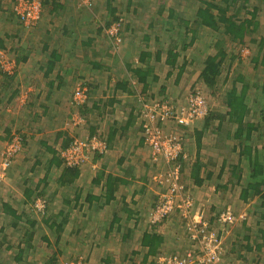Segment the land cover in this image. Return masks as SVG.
Masks as SVG:
<instances>
[{
    "label": "crops",
    "instance_id": "crops-1",
    "mask_svg": "<svg viewBox=\"0 0 264 264\" xmlns=\"http://www.w3.org/2000/svg\"><path fill=\"white\" fill-rule=\"evenodd\" d=\"M87 1L73 4V12L68 0L45 2L46 14L41 16L34 29H26L29 32L23 30L11 10H6V5L0 6V51H12V59L18 68L11 77L0 73V147L7 141L8 133L10 136V132L24 129V149L39 150L36 157L29 150L22 153L12 162L5 181L0 183V264H57L60 256H67L71 251H77L72 259L84 256L87 264H127L133 258L141 261L147 255V249L140 245L143 233L157 234L162 240L156 256L148 257L149 262L156 260L163 251L186 247L176 253V256H185L195 249L179 215L175 214L181 220L180 225L173 216L170 222L162 225L150 223V213L156 206L160 189L152 182V170L156 167L142 137L143 120L139 111L144 102L179 103L187 92L183 88L192 69L196 73L187 86L206 87L200 71L216 41L213 37L219 35L207 28L197 29L195 9L183 8V5L199 4L198 0L158 1L160 13L151 16L130 11L128 8L134 0H124L126 4L121 11L124 19L120 18L119 27L122 41L119 46H114L106 34L111 22L109 27L103 25L86 8L88 3H84ZM250 1L248 10L251 13L254 9L259 11L264 4V0H254V4ZM90 2L114 6L118 0ZM55 6H58L56 11L53 10ZM212 13L215 16L217 12L212 10ZM234 13L228 11L224 19L232 18ZM246 15V11L236 14L235 20ZM159 21L164 23L160 26ZM23 33L30 34L29 40L23 39ZM202 34L210 40L203 45ZM222 35L219 37H227ZM198 42L202 45L201 50L194 52ZM169 50L176 55L172 64L167 63ZM229 79L224 76L222 83L233 85V80L228 82ZM262 85L263 79L258 82V86ZM78 86L87 89L83 107L72 104L73 91ZM242 87L235 88L237 93ZM249 92L246 94L249 101H259L258 107L254 105V114L257 113L258 118L250 119L249 111L245 122L259 127L248 139L246 131L236 140L216 139L215 144H211L213 153L207 152L206 162L198 158L202 148L207 150L206 142L201 139L199 144V140L191 135L195 138L196 159L189 162L188 167L190 176L193 163L202 167L200 185L189 176L198 204L210 200L209 195L201 194L202 185H213V191L218 194L216 199L215 194L211 195V204H214L210 211L238 216V221L235 218L239 232L234 236L245 243H238L236 250L237 258L243 264L252 261L254 254H264V247L260 250L255 247L256 240L262 242L257 239V234L264 228L260 200V194H264V133L260 130L264 122V94H256L254 98ZM213 112L214 108L208 115ZM227 119L210 117L209 122L203 119L200 127L195 124L192 130H198L203 137L212 121H216L214 134H220L219 122L228 126ZM226 130L233 136V127ZM110 132L115 134L112 141H107L106 154L94 156L79 167L77 177L71 183L58 184L63 168L53 163V155L47 150L57 136L60 134L61 139L56 149L61 150V146L73 138H86L94 133L107 138ZM221 142L220 150H217ZM231 144H236L232 150L237 156L233 159L225 155ZM241 147H248V154L251 157L254 154L262 164V174L254 175L248 154L239 157ZM56 160L61 163L59 158ZM227 165L235 171H230L232 169ZM109 181L114 190L106 202ZM260 182L262 185L255 188ZM35 197H42L47 202L45 218L31 213ZM215 226L220 225L216 223ZM222 234L219 232L223 245ZM68 246L86 249L83 252ZM249 246L252 250L247 249ZM260 260L256 257L253 264Z\"/></svg>",
    "mask_w": 264,
    "mask_h": 264
},
{
    "label": "built area",
    "instance_id": "built-area-1",
    "mask_svg": "<svg viewBox=\"0 0 264 264\" xmlns=\"http://www.w3.org/2000/svg\"><path fill=\"white\" fill-rule=\"evenodd\" d=\"M11 3L12 10L21 26L24 29L35 27L40 19L42 0H0ZM120 23H113L106 34L109 40L120 43L118 37ZM0 72L4 75L12 76L15 73V65L0 53ZM187 106L175 111V106L167 101L144 102L141 105L139 116L143 120L142 135L145 144L151 152V160L158 163L163 160L168 168L164 173L153 177L160 179L158 185L168 186L166 194L158 195L157 206L151 214V223H160L165 217H169L175 210L181 212V217L185 220V231L191 242L197 249L188 252L185 256H170L158 258L160 264H218L222 253V240L219 233L216 234L209 228L200 213L193 209L191 200L179 201L178 197L182 193V187L177 184L180 172L179 157L183 158L182 139L174 132H163L160 125L169 119H174L178 126H189L195 120L202 119L207 114V106L203 96L197 91L187 96ZM87 101L86 87H76L72 95V104L82 107ZM17 143L18 140H15ZM19 145H11L2 154L0 161V182L4 180L6 169L10 166L14 155L19 151ZM107 152L106 142L98 135L75 139L69 148L61 151L60 157L64 165L69 167H79L91 159L92 156H102ZM178 196V197H177ZM180 202V203H179ZM178 203V204H176ZM38 207H44L42 201L38 200ZM191 209L194 211L192 212ZM199 218V219H197ZM187 219V220H186ZM219 222L224 225H232L236 218L233 214L223 213L219 217ZM83 262L80 261L82 264Z\"/></svg>",
    "mask_w": 264,
    "mask_h": 264
},
{
    "label": "rangeland",
    "instance_id": "rangeland-1",
    "mask_svg": "<svg viewBox=\"0 0 264 264\" xmlns=\"http://www.w3.org/2000/svg\"><path fill=\"white\" fill-rule=\"evenodd\" d=\"M83 1H87V0H68L67 4H69L70 11L73 12V4H78V3L80 4ZM158 1H161V0H137V1L134 0L133 3L130 4V6H129L130 7L129 10L130 11H134V12H139V13L140 12H145V13H147L150 16L152 14H154V13H158L159 14L161 6L159 5ZM45 2L48 3L49 0H42V3H41L42 4V8H41L40 19H41V16L43 14H46V11H47V7L44 5ZM86 3H88V5ZM250 3L254 4L256 2H254V0H251ZM84 4L87 5L86 8L88 10H90L96 16V18H98V20H100L101 22H103V20H104V23L106 22L105 25L107 23L109 24L111 22L110 18H108V19H105L106 17L103 18L104 14H106V12L103 11V9H104L103 3H101V4L99 3L98 5H96V4H93V2H90V0H88ZM124 4H126L124 0H118V3L116 2V4L113 6L117 10L116 11V15L118 17H121V19H124V17L121 15V13H122L121 11L124 10V6H125ZM183 8H185L187 10L189 8V5H183ZM248 8L250 9L251 6L249 5ZM245 11L246 10L242 11L241 14H243ZM257 18H258V20H260L262 22V27H259V29L255 33H251L248 36V37H250V39H245L244 42H243L244 44H237L236 42H231L229 37H224L225 38L224 39V45L227 46V54H228L229 58H231V56L234 57V60L232 61V63H230V64H232V66L230 67L229 72H228V74H229L228 77L230 78L228 80V82L234 80L237 75H241V76L243 75V77H244L243 81L235 82L234 88H238V87L241 88L242 85L247 84V83L251 84V82H254L255 84H258V82L260 83V81L264 78V64L262 65L261 63L258 62L257 64H255V67H254L253 64H251L252 61H250L251 56H255V52L257 51V49H256L257 46L255 44H257V42L260 40V38H262V37L264 38V4L261 5L260 10L258 11V14H257ZM40 19H39V21H40ZM39 21L37 22V24L39 23ZM104 23H102V24H104ZM161 23L163 24L164 22H160V26H161ZM37 24L35 25V27L37 26ZM112 24L113 23L111 22L109 26H111ZM35 27H33L32 29H34ZM177 27L178 26L176 25V29H177ZM173 29H175V28H173ZM197 29H199V28L197 27ZM23 30H26V29L23 28ZM51 30L53 31V29H51ZM27 31L28 30H26V32ZM174 31H176V30H174ZM118 33H119L118 37L122 41V39L120 37V33L122 35V30L120 32V28L118 30ZM29 35L30 34H28V33H25V34L23 33L22 37L25 40H29ZM172 35H174V34H172ZM52 36H53V32L50 35V38H52ZM123 36H124V34H123ZM162 36L163 35H161V37ZM202 36H203V34H202ZM173 37H175V36H173ZM214 38H216V37H214ZM253 38L256 39L254 44L252 43V39ZM175 39H176V37H175ZM218 39H223V37H217L215 40H218ZM107 40L110 43H112L114 46H119L121 44V42L120 43H116V41L109 40V38ZM209 41H210L209 37L203 36L202 45L208 43ZM201 46H199V42H198L197 46L195 47L194 52L195 51L196 52L200 51L201 50ZM0 53H2L10 62H12L15 65V73H16L18 68L16 67L17 63L15 62V60L12 59L13 58L12 57L13 52L12 51H8V50H6V51L3 50V51H0ZM195 73H196V70L192 69V72L190 73V75H187V81L185 82L186 86H184V88H183V89H185L184 91H187V92L186 93L184 92V95L182 96V98H181L179 103L173 104L175 106V111H178V110H180L182 108L183 109L186 108L188 94L198 91L203 96V98H204V100L206 102V106H207V114H206V116L204 118L195 120L193 123H191L189 125V127H188V130H189L188 132H192L193 131L192 129L195 126V124H196V127L197 126L200 127V124H202L203 119H205L208 116V113H209L210 109L214 108L215 111L218 112L219 114H223V113L226 112L225 106H224V104L222 103V100H221V96L224 95V94H221V92H223L225 90H228V89H231V87H232V84H230V83H226V84L222 83V79L225 76V69H223V73L221 74L220 78L218 79L216 88H214L212 90L209 89V88H206V87H201V85H198V84H193V85L187 86L190 82H192L190 79L193 77V75ZM251 79L253 81H251ZM258 87L260 88V86H258ZM257 90L258 89L254 88V87L250 88V92L249 93L251 94L252 97L254 95H256V94H259V95L260 94H264V93H258ZM254 98H255V96H254ZM252 101H254V103H255V100H251L250 103H249V108H251L250 109V115H249L250 119L258 118V117H256L257 113L254 114L255 111H254V105L252 104ZM260 104H261V102H260ZM262 105L260 106L261 108H262ZM1 109H2V106H1ZM10 112L12 113V110H10ZM5 114H7V113H5ZM215 123H216V121H212V126L208 127L206 129L205 135L202 137V141L206 142L205 146L208 147L207 150L204 147L200 151V155L198 156V158L201 159L202 162H206V160H207V152H212L213 153V151L211 149L212 148L211 144L213 146L215 144V140L216 139H217V141H220L221 138L223 137L222 140L223 139L225 140L223 133L227 132L226 129H227L228 126L223 125L222 128H219L221 133L220 134H214L215 133V129H216L215 128ZM176 129H178V128H174V130H172V132H174L177 136H179L182 139V146H183V158H181V160L183 159V163L181 162V160L179 161L181 168H180V172H179V176H178L179 179L177 181V184L179 186L181 185V187H182V193H181V195H179V197L177 196L178 200L180 202L184 201L186 199L191 200L193 202V209L195 211H197L198 214L200 213V215H202L203 220L207 224H209L210 230H212L216 234H218L219 232L223 233L222 235L224 237V240H223V245H222V253H221V256H220L218 264H243L242 262H240L238 260V258H237L238 251H236V250H237V247H238V243H240L242 245H244L245 243H243L242 240H240V238L235 239L236 237L234 236L235 234L237 235L238 232H239V229L236 228V226L238 225V222L235 221L232 225L231 224L230 225L221 224L219 222V220H220L219 217H222V214L226 213V212L222 211V212L218 213L217 211H210V207L213 206V204H214V203L211 204L212 201H213V199H211V195L215 194V192L213 191L214 190L213 189L214 188L213 185L212 186L208 185V184H203L202 185V189L203 190H202L201 194L209 195L210 200L207 201V202L206 201H201L200 204L197 203V200H196L195 196L192 193L193 192L192 191V186H191L192 183H191L190 177H189L190 176L189 175V169L190 168H188L190 166L189 162H193L196 159V157H195V138H192V136H187V135H185V137H183V132H181L182 128H180L179 130H176ZM210 129L212 130V132L210 131ZM260 130H261L262 133H264L263 132L264 131V122L261 123V129ZM181 134H182V136H181ZM0 136H1V134H0ZM25 137H26V132L23 129L21 132L20 131L10 132V136H8V139H7V141H5V143L2 140L3 143H1V144L3 146L1 145V147H0V161L2 159L3 152H5V149H7L8 147H10L13 144L14 145L15 144L19 145V147H20L19 151L12 158L10 166L6 169L5 177H4V180L2 182L5 181V179L7 177L8 169L11 167L12 162L15 159H18L19 156L22 155V153L27 152L29 150V148L24 149V147H23V143H25ZM5 140H6V138H5ZM15 140H18L19 143H17ZM184 144H185V151H184ZM221 144H222V142L217 146V150H220L219 147L221 146ZM225 144H226V142H225ZM216 145H217V143H216ZM235 147H236V144L229 145V149H228L229 151L227 150L225 152V155H227L231 159L235 158L237 156V152L230 153L231 150L233 148H235ZM23 149H24V151H23ZM186 149L188 150V152H187ZM38 151H39L38 149H33V148H31L29 150V152H32V154L34 153L33 155H35V157H36ZM58 152H59V150H58ZM150 155H151V152H150ZM90 161H91V159H89L87 162H90ZM87 162H85V163H87ZM81 166H79V167H81ZM162 168L163 167L158 166V167L154 168V170H152L153 171L152 174H151L152 175V182L157 187L159 186L158 185V181L160 179H154L153 177L157 176L160 173H164L162 171H159ZM91 169H92V167H91ZM157 171H159V173ZM2 182H0V183H2ZM51 187L52 188H56L54 185H52ZM163 189L165 191L160 192L159 196L162 195V194H166L168 189H169V187L168 186L167 187L163 186ZM58 190H61V188H58ZM217 194H215L216 195L215 199L217 198ZM37 202L38 201L36 200L33 203L34 210H32L31 213L33 215L36 214V216L43 218L45 216V211L44 210L42 211V208L38 207ZM176 204H178V203H176ZM215 204H217V203H215ZM156 206H154V208H152L150 214L153 213V211H154ZM191 211L194 212L192 209H191ZM175 214L180 216V218L184 222V226H185V220L180 215L181 212L178 211V210H175L173 212V215H172L173 218H174L173 220L178 221L177 224L180 225L181 224V220ZM235 217L237 218V221H238V216L235 215ZM197 219H199V218H197ZM166 222H170V219L167 220ZM215 222L220 225V226H218L219 228L217 226H215V224H216ZM211 224L212 225L214 224V225L212 226ZM166 228L167 227H165L164 230ZM181 230L182 229H180V232H181ZM170 246H172V244ZM170 246L166 245L167 248L170 247ZM194 246H195V249H197V246L196 245H194ZM68 247L71 248V249L75 248V249L83 251V252L86 249L84 247L80 248V247H76V246L75 247L68 246ZM185 248L186 247H184L182 249L178 248V249H176L174 251H163V253H161L159 256H157L156 260H154V261L156 262V264H160L158 262V258L170 257V256H174V254L176 256V253H179L180 251H183ZM75 254H77V251H71V253H67L66 254L67 256H60L59 262H57V264H77V263H80V261L83 262L82 264H87L86 261H85V257L84 256H81V257L79 256L77 258L72 259ZM254 255L255 256L253 257L254 259L252 261L249 260L247 263H244V264H253V262L256 261V257H259L261 259L259 261L260 263H258V264H264V254H254ZM177 256H179V255H177ZM140 262L141 261L139 259L133 258L132 259V263L128 262L127 264H141Z\"/></svg>",
    "mask_w": 264,
    "mask_h": 264
},
{
    "label": "trees",
    "instance_id": "trees-1",
    "mask_svg": "<svg viewBox=\"0 0 264 264\" xmlns=\"http://www.w3.org/2000/svg\"><path fill=\"white\" fill-rule=\"evenodd\" d=\"M12 1H14V0H12ZM198 1H199V4L194 5L192 3V5H189V8L192 7V9H195L194 10V13H195V19L194 20H195V23L197 24L199 29H201V28L206 29L207 28V30H212L215 32V34H217L219 36L222 34L226 35L227 37H229L231 42H236L237 44H244L243 42L245 39H250V37H248V36L251 33H255L259 29V27H262V22L260 20H258V18H257V12H258L257 9H254V13H251L248 10L249 9L248 8L249 0H219V1L198 0ZM2 5H6V7H7L6 10L7 11L11 10L10 12L14 15L11 3L9 4V2L0 1V6H2ZM126 8H127V6H126ZM53 10L54 11L58 10V6H55L53 8ZM212 10L217 12V13H215V16H213ZM244 10H246L247 15L243 19H240L239 21L235 20L236 14H240ZM103 11L106 12V14H104L103 18H105V17H106L105 19L110 18L111 22L115 21V22H119L120 24L122 23V20L120 19L121 17H118L116 15L117 10L115 9V7L111 6V4H106L104 6ZM228 11H233L235 13H234V15H231L232 18L224 19L225 15ZM15 18H16V16H15ZM102 23H104V20ZM105 23L103 25H105ZM97 24L99 27L100 23L98 22ZM108 25L109 24L107 23L106 26H108ZM99 29H100V31H102V26H100ZM224 39L225 38L223 37V39H218L215 41V43L213 44L212 50L207 55V57L204 59L203 68L200 71V78H201L202 82L205 84V86L207 88H209L211 90L216 88L218 79L220 78L221 74L223 73V69H225V76H227V77L229 76L228 72H229V69L231 67L230 63H232V61L234 60L233 56H231V58H229V56L227 54V46L224 45V43H223ZM255 41H256V39L253 38L252 43L254 44ZM255 45L257 46V48H256L257 51L255 52V56H251V58H250V61H252L251 64H253L254 67H255V64H257L258 62L261 63L262 65L264 64V38L263 37L260 38V40ZM0 48H2L1 44H0ZM167 55H168L167 56V63L172 64L176 59V55L172 54V50H169ZM6 76L11 77L8 75H6ZM242 76L237 75L232 83L235 84V82L243 81L244 78ZM234 84L232 85L230 90L221 92V94H224V96H225V97H223V95H222L221 100L225 106L226 112L223 114H219L218 112L215 111L213 113H210V115H208V117L205 118L206 122H209L208 120L210 119V117L214 118V119L219 118L220 120H224V119L228 118L227 119V122L229 124L228 129L231 130V128L233 127L235 129V131H234L233 136L230 135V132L228 134L223 133L224 138L228 137L227 139L225 138V140H231V139L236 140L237 137H239V134L242 132H245V131H246V138H247L249 135H251V133H253L254 130H256L259 127L257 124L245 122V118L249 114V111L251 109V108H249L250 101L248 98H246V94L250 90V88H253V87L258 89L257 91H261V93H264V78H263V85L260 86V88L258 87V84H254V83L251 85L247 84L244 87H242L240 93H237L236 89L234 88ZM255 103L253 101V105L258 107L259 101L255 102ZM222 123H223V121L219 122V126H218L219 128H221L223 126ZM161 125L163 126L162 131L165 133L172 132V130H174V128H178L176 130H179L180 128H182L181 132H183V137H185V135L195 136L197 141L199 140L198 143L200 144V141L202 139V133L198 132V130L188 132L189 126H186V127L178 126L176 124V122L174 121V119H169L168 121L164 122ZM142 132H143V129L141 128V133ZM114 134H115L114 132H110V134L107 135V138H105L100 133H94L88 137L98 135L103 140H105L106 147H107V141L108 142L112 141L114 138ZM8 136H9V133H8ZM181 136H182V134H181ZM142 137H143V135H142ZM60 139H61V137L59 134L57 136L54 144L51 147H48L47 150H48V152H50L53 155V157H52L54 160L53 163H55V165L58 167H60V165L62 166L63 170H62L61 176L59 177L58 184L65 185L67 183H71L77 177V173H78L77 170L79 167H69V166L64 165L63 160L60 157V153H61V151L69 148L75 139H79V138H73L69 141L66 140L67 144H64L63 146H61V150H59V152H58V150L56 149V145ZM143 140L145 143L144 137H143ZM232 152H233V150H231L230 153H232ZM248 153H249L248 147H245V148L241 147L240 152H239V157L242 155L244 156ZM96 156L101 157L99 155H95V157ZM248 157H251L250 154H248ZM58 158L61 160V163L56 160ZM93 158H94V156L91 157V159H93ZM178 159H179V161L181 160L180 157ZM181 162L183 163V159L181 160ZM152 164L155 167H158V166L163 167L162 169L159 170L162 172H165L168 168V165L163 160H160L158 163L152 162ZM249 166L253 169V173L255 176H257V174H259V173L262 174L261 172L263 171V166H262V164L258 163L254 154L251 157V159H249ZM227 167H230V166L227 165ZM231 167H230V169H232ZM233 169L230 171L234 172L235 168H233ZM159 171H157V172L159 173ZM201 171H202V167L199 163L195 162L192 164L190 177L192 178L193 182L197 185H200L202 182V180L199 179V175L201 174ZM43 182H46V180H44ZM261 185H262V182H260L259 184H256L255 188L257 187V189H258ZM158 188L160 189V192L165 191L163 189V187L161 188L160 186H158ZM113 190H114L113 185L110 183V181L107 182V196L105 198L106 202L108 200H110ZM160 192H158L157 197L160 194ZM36 200L37 201L40 200L43 202L44 207H43L42 211L43 210L46 211L47 202L42 197H35L33 199L32 204H31V208H32L31 210H34L33 203ZM260 200H261L263 210H264V194L263 193L260 194ZM172 215L173 214H170L169 217L168 216L165 217L160 223H157V225L164 224L167 220H169L172 217ZM261 217L264 219V211H263ZM19 219H21V217ZM150 223H151V221H150ZM151 224H154V223H151ZM130 232L131 231H129V233ZM258 232H259L257 234L258 238L257 237L256 238L259 240H262V242H259L258 240H256L255 241V245H256L255 247L257 250H260L262 247H264V228H261ZM185 233H186V231H185ZM161 243H162L161 237L158 236L157 234L143 233L140 245L147 249V255H145V257L141 260L140 263L141 264H156V262L153 260H151L150 262L147 260H148L149 256H151V257L156 256L157 250H158L159 246L161 245ZM247 249L252 250V247L249 246V247H247ZM130 263H132V260ZM43 264H45V263H43Z\"/></svg>",
    "mask_w": 264,
    "mask_h": 264
},
{
    "label": "clouds",
    "instance_id": "clouds-1",
    "mask_svg": "<svg viewBox=\"0 0 264 264\" xmlns=\"http://www.w3.org/2000/svg\"><path fill=\"white\" fill-rule=\"evenodd\" d=\"M17 19V18H16ZM18 20V19H17ZM19 22V21H18ZM20 23V22H19ZM32 29V28H31Z\"/></svg>",
    "mask_w": 264,
    "mask_h": 264
}]
</instances>
